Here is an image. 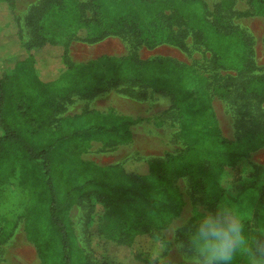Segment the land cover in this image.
Instances as JSON below:
<instances>
[{
	"label": "trees",
	"instance_id": "trees-1",
	"mask_svg": "<svg viewBox=\"0 0 264 264\" xmlns=\"http://www.w3.org/2000/svg\"><path fill=\"white\" fill-rule=\"evenodd\" d=\"M5 1L14 6V0ZM251 2L264 12V0ZM69 3L77 8L66 10ZM81 5L79 0H47L43 8H55L49 19L39 26L33 15L29 19L36 34L31 46L64 47L66 68L59 76L42 79L35 57L22 58L24 45L18 46L10 35L6 62L14 66L6 74L0 68V183L17 177L29 193L24 232L36 247L39 264H93L71 218L72 208L84 198L93 208L89 222L95 221L98 235L116 245H130L141 235L162 236L168 228L166 218L182 214L185 200L176 184L182 176L190 177L207 208L232 195V189L238 195L246 188L257 190L264 200V165L251 162L241 169L252 152L264 146V110L254 112L255 105L264 104V77L222 74L251 71L254 66L249 37L225 14L231 1L210 9L205 0H89L90 16L80 11ZM71 27L75 31L69 33ZM114 34L150 48L172 44L187 49L189 35L205 42L216 70L213 90L208 76L174 57L144 59L134 50L87 63L70 61L72 35L96 43ZM105 82L113 87L123 82L159 85L169 91L180 136L187 143L184 152L148 161L145 173L129 172L121 163L85 160L82 154L93 141L108 146L131 142L134 125L144 120L114 108L56 116L64 104L55 97L66 101L80 89L89 96ZM11 83L22 84L23 92L14 94ZM212 91L241 100L245 115L250 116L248 126L233 139L220 128ZM229 169L238 171L232 188L223 183ZM16 226V222L0 224V243L12 236Z\"/></svg>",
	"mask_w": 264,
	"mask_h": 264
},
{
	"label": "rangeland",
	"instance_id": "rangeland-1",
	"mask_svg": "<svg viewBox=\"0 0 264 264\" xmlns=\"http://www.w3.org/2000/svg\"><path fill=\"white\" fill-rule=\"evenodd\" d=\"M47 0H14V6L5 0H0V68L3 74L12 71L14 62L8 63L7 53L11 50L8 44L11 37L18 46L24 45L23 57L33 55L37 71L44 80H52L66 68L63 61L64 47L47 43L43 46H31L35 42L34 26L30 24V16L37 26L45 23L55 8L44 9ZM62 1V0H57ZM83 5L80 11L87 16L91 9L87 7L89 0H79ZM210 9L223 0H205ZM231 8L225 13L230 23L244 32L250 39V58L254 66L251 71L238 72L229 70L222 74L230 73L245 76L264 77V12L256 10L251 0H230ZM66 10L73 11L75 4H66ZM59 9V6H58ZM249 12L248 14H243ZM73 27L69 33H72ZM77 32H75L76 34ZM8 35V36H7ZM79 35V32H78ZM82 35V33H80ZM8 44V45H7ZM22 44V45H21ZM187 49L176 45L162 44L154 48L137 46L135 41L127 35H109L105 39L90 43L80 36L72 35L69 44V58L74 63H87L104 55L121 56L136 50L144 59L155 57H174L180 61L193 65L203 75L209 77L210 90H213L216 70L212 67V51L207 44L189 35ZM21 58V56H19ZM14 94L22 93L24 87L20 83H11ZM212 109L216 114L223 134L228 138H235L242 128L248 126L249 115H245L242 101L225 98L212 91ZM64 104L63 109L56 113L57 117L80 113L85 109L94 108L116 111L131 116H141L144 120L133 127L134 137L131 142L114 146L105 145L101 141H93L91 146L83 152L85 160L94 161L100 165L121 163L129 172L145 173L148 161L164 159L166 153L181 154L187 148V143L180 136L179 117L172 107L174 101L172 94L159 85H143L121 83L117 87L105 82L98 92L85 95L83 91L73 92L64 101L59 96L55 97ZM264 110V104L255 105L254 112ZM254 162L264 165V146L252 152L249 159L242 163L246 168ZM238 171L229 169L223 183L232 188L236 184ZM187 178V183H185ZM177 186L184 195L185 204L180 217L194 219V208L207 209L194 190L189 176H182L176 180ZM232 195L226 197L243 198L246 207L260 214L264 212V200L257 190L246 188L239 195L232 189ZM236 196V197H235ZM29 203V193L23 189L18 178L14 177L0 183V224L16 222L17 232L5 243H0V264H39L40 259L35 245L29 241L24 232V217ZM99 211L100 208L95 209ZM93 216L91 202L84 198L71 210L78 241L88 254L93 264H178L179 257L175 250L162 247L166 241L172 239L170 229L167 228L159 238L150 235H141L130 245H116L97 233V223L89 222ZM252 228H257V222L250 223ZM159 257L154 258V253Z\"/></svg>",
	"mask_w": 264,
	"mask_h": 264
},
{
	"label": "clouds",
	"instance_id": "clouds-1",
	"mask_svg": "<svg viewBox=\"0 0 264 264\" xmlns=\"http://www.w3.org/2000/svg\"><path fill=\"white\" fill-rule=\"evenodd\" d=\"M191 215L194 219L166 218L172 239L162 247L175 250L178 264H264V212L258 218L243 198L225 197L207 209L194 208Z\"/></svg>",
	"mask_w": 264,
	"mask_h": 264
},
{
	"label": "crops",
	"instance_id": "crops-1",
	"mask_svg": "<svg viewBox=\"0 0 264 264\" xmlns=\"http://www.w3.org/2000/svg\"><path fill=\"white\" fill-rule=\"evenodd\" d=\"M23 228H24V226H23ZM17 231H18V230H17V226H16V229H15V231L13 232L12 236H14V235L16 234ZM12 236H11L10 238H12ZM10 238H9V239H10ZM9 239H8V240H9ZM8 240H7V241H8ZM7 241H6V242H7ZM4 243H5V242H4ZM36 251H37V250H36ZM37 254H38V253H37Z\"/></svg>",
	"mask_w": 264,
	"mask_h": 264
}]
</instances>
